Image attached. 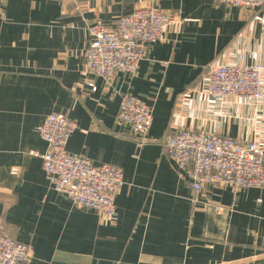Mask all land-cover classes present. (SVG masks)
<instances>
[{
  "label": "crops",
  "instance_id": "1",
  "mask_svg": "<svg viewBox=\"0 0 264 264\" xmlns=\"http://www.w3.org/2000/svg\"><path fill=\"white\" fill-rule=\"evenodd\" d=\"M145 6L179 22L134 74L85 73L95 20L114 29ZM259 13L214 0H0V215L4 231L31 246L29 264H264V188L195 192L163 144L193 129L264 147V101L218 104L206 92L214 62L264 66ZM127 93L153 108L145 142L117 120ZM52 112L78 123L70 152L122 168L115 218L80 209L50 185L39 127Z\"/></svg>",
  "mask_w": 264,
  "mask_h": 264
},
{
  "label": "built area",
  "instance_id": "2",
  "mask_svg": "<svg viewBox=\"0 0 264 264\" xmlns=\"http://www.w3.org/2000/svg\"><path fill=\"white\" fill-rule=\"evenodd\" d=\"M214 1L248 12L259 11L258 20L264 31V0ZM177 22L175 13L146 6L119 17L114 29H108L97 18L83 52L85 73L107 81L118 72L134 74L149 48L162 40L167 28ZM263 74L261 63L214 62L208 70L207 95L218 104L241 97L257 107L264 101ZM89 85L96 91L93 82ZM117 120L129 127L130 137L145 142L154 122L153 108L127 93L121 100ZM78 128L77 121L64 112H52L45 117L39 127V134L47 143L46 151L40 155L44 172L50 185L75 206L115 218L116 198L124 185L123 170L113 164L96 165L88 156L70 152L67 145ZM163 144L179 174L195 192H202L208 184L235 191L264 188V147L256 139L184 129L167 135ZM16 171L13 168L12 172ZM32 257L29 244L4 231L0 215V264H29Z\"/></svg>",
  "mask_w": 264,
  "mask_h": 264
}]
</instances>
